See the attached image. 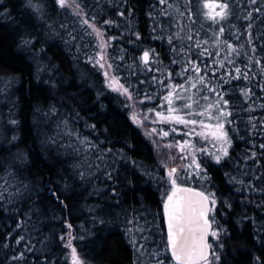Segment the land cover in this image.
Instances as JSON below:
<instances>
[{
	"label": "trees",
	"instance_id": "16d2710c",
	"mask_svg": "<svg viewBox=\"0 0 264 264\" xmlns=\"http://www.w3.org/2000/svg\"><path fill=\"white\" fill-rule=\"evenodd\" d=\"M206 1L0 0V264H176L170 162L215 199L209 264H264V0ZM190 81L230 113L199 169L185 128L159 123L163 155L148 129Z\"/></svg>",
	"mask_w": 264,
	"mask_h": 264
},
{
	"label": "snow or ice",
	"instance_id": "6c2138e0",
	"mask_svg": "<svg viewBox=\"0 0 264 264\" xmlns=\"http://www.w3.org/2000/svg\"><path fill=\"white\" fill-rule=\"evenodd\" d=\"M61 7H66L67 0H58ZM167 0H160V3L164 4ZM255 2V0H253ZM28 3L31 5V0H28ZM205 8L210 9L208 13L209 18L213 21L217 20L219 17L220 20L227 19L228 12V4L226 2L222 3H206L204 5ZM216 8H219L220 11H214ZM38 10V9H37ZM77 15L80 13L77 12ZM85 24H88L87 20L83 21ZM89 27L93 28V31L98 35H102L98 29L93 27V25L89 24ZM191 39V37H189ZM148 53L144 54V60L147 62ZM103 67V65H101ZM192 71L199 74L200 68L197 66H193ZM239 71V69H237ZM113 83H116L113 80ZM201 83L204 81L201 79ZM111 86V85H110ZM195 87V85H193ZM122 89V86H121ZM114 89V90H121ZM214 91V89H213ZM123 93L127 94V90L123 89ZM247 95V93H245ZM130 98V97H129ZM178 99H183V97H177ZM169 105L168 111L169 113L178 112L181 109L173 107V96L170 94L164 98ZM191 97H188V100H191ZM222 99V97H221ZM225 105L227 101L224 102ZM182 108L191 109L192 103H184ZM190 115H200L205 116L206 112H190ZM160 115V114H158ZM230 113L221 109L219 114L214 118L217 120V124L206 125L203 121L196 120H185L181 116H172L169 115L167 117H163L166 122L175 121L176 123H182L185 125H197L199 123L201 129H209V131H200L196 133L201 136L203 139L207 140L211 137L212 140L216 141L220 144V152L224 157L228 155V148L225 145H230L231 141L228 138V133L224 130V123L220 122V117H227ZM209 119L213 117L209 116ZM139 122V121H137ZM194 130V129H193ZM167 136V133H164ZM188 148H193V145L185 142ZM171 147V145H169ZM184 150V145H181V151ZM215 160L217 163L220 162L221 156H215ZM193 162L194 158H193ZM191 167V165H188ZM200 165L196 164V168L199 169ZM177 172L176 168H172L168 172V178L173 186V190L171 195L167 197V202L164 205L165 215L167 217V228H168V245L171 249V255L175 259L176 264H209L208 255L209 250L211 249V244L207 242V236L211 234L213 237H218L217 231H211V223L208 219V212L210 209L208 208L209 197L204 195L202 192H193L189 188H182L177 185V178L175 176ZM199 174V173H197ZM212 204H215V199L211 200ZM69 247H71V243L69 242ZM73 254V264H83V262L79 259L76 249H72ZM218 260L219 257L217 256Z\"/></svg>",
	"mask_w": 264,
	"mask_h": 264
},
{
	"label": "rangeland",
	"instance_id": "374dc122",
	"mask_svg": "<svg viewBox=\"0 0 264 264\" xmlns=\"http://www.w3.org/2000/svg\"><path fill=\"white\" fill-rule=\"evenodd\" d=\"M206 3L210 4V3H221V2H219L217 0H207L205 2V4ZM206 9H207V13H209L210 9H208V8H206ZM214 11H220V9L216 8ZM217 19H219V17H217ZM193 85H195V87H193ZM170 94H172V96H173V105L172 106L176 107V108H180L181 110L178 112L169 113V111H168L169 105L167 104V101L164 99V101H163L164 105H163L162 109L158 112V114H160V115H157V117H155L156 121L153 122V124L156 123L157 125L154 124V126L148 128L149 132L151 133V138L155 142H157V144H158L156 146L158 149V153L163 155L165 152V148H166V143H165L166 136L164 135L165 132L161 129L162 127L160 124H168V125H171L173 128H175L176 126L185 128L186 131L192 136V138H187V142L193 145V148H191V149L187 147L189 149L188 150V155H189L188 159L192 163H194L195 166H196V164H199V158H198L199 156L198 155L201 152H206V153L212 155L214 159H215V156H217V155L221 156V158H222L223 155L219 150L220 149L219 143L212 140L211 137H209L207 140H205L201 136L196 134L200 131L207 132V131H209V129H201L199 123L197 125L193 126L191 124L185 125L182 123H176L175 121L166 122L164 119H162V116L163 117H167L169 115L181 116L185 120H193L194 119L198 122L203 121L204 124H206V125L214 126L217 124V120L214 117L219 114V111L221 109H223L224 111L228 112L227 107H226L223 99H221L220 96L218 97L216 95L200 94L197 90V83H195L193 81L172 87L166 96H169ZM181 96L183 97V99L177 98V97H181ZM188 97H191L192 99L188 100ZM186 102L192 103L191 109L182 108V105ZM190 112H206V115L205 116L190 115L189 114ZM209 116H211L213 118L209 119L208 118ZM220 122L224 123V130L228 133L227 125L229 122V116L220 117ZM194 138L196 140H194ZM228 138H229V136H228ZM163 139H164V141H163ZM225 147H227L229 150L230 145H225ZM193 158H194L195 162H193ZM170 164H171V167H170L169 171L172 168H176L177 172H176L175 176L177 178V175H179V173L182 171V167H184V165L183 164L175 165V164H173V162H170ZM78 257L82 261V259L79 255H78ZM71 260H72L71 263L73 264V254L72 253H71Z\"/></svg>",
	"mask_w": 264,
	"mask_h": 264
},
{
	"label": "water",
	"instance_id": "95a60500",
	"mask_svg": "<svg viewBox=\"0 0 264 264\" xmlns=\"http://www.w3.org/2000/svg\"><path fill=\"white\" fill-rule=\"evenodd\" d=\"M177 185H178L179 187H182V188H189V189H191L193 192H202V193H204V195H206V196L209 197L208 208L210 209V211L208 212V219H209V221H210V223H211V229H210V233H211V231H213V223H212V220H211V218H210L211 209H212V203H211L210 196H209L204 190H202V189H200V188H198V187H194V186H190V185H184V184H181V183H177ZM172 190H173V186H172V189H171L170 193L168 194V196L171 195ZM168 196H167V197H168ZM167 197H166V199H165V201H164V205H165V203L167 202ZM164 205H163V210H164L165 224H166V233H167V239H168L167 217H166V215H165ZM210 238H211V234H209V235L207 236V242H208L209 244H211V242H210ZM169 251H170V254H171V249H170V247H169ZM211 255H212V247H211V249L209 250L208 259L211 257ZM171 256H172V255H171ZM172 258H173V257H172ZM173 259H174V258H173ZM174 261H175V259H174ZM175 262H176V261H175Z\"/></svg>",
	"mask_w": 264,
	"mask_h": 264
}]
</instances>
